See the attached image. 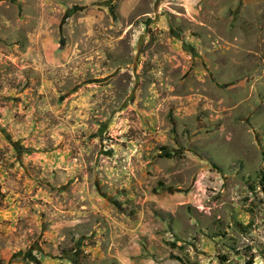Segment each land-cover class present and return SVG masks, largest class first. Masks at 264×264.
<instances>
[{"label": "rangeland", "instance_id": "obj_1", "mask_svg": "<svg viewBox=\"0 0 264 264\" xmlns=\"http://www.w3.org/2000/svg\"><path fill=\"white\" fill-rule=\"evenodd\" d=\"M0 264H264V0H0Z\"/></svg>", "mask_w": 264, "mask_h": 264}]
</instances>
